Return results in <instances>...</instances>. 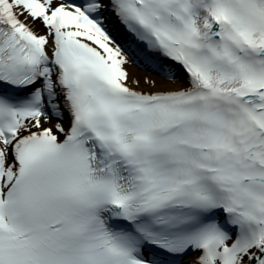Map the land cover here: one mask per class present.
<instances>
[{
    "label": "snow or ice",
    "instance_id": "1",
    "mask_svg": "<svg viewBox=\"0 0 264 264\" xmlns=\"http://www.w3.org/2000/svg\"><path fill=\"white\" fill-rule=\"evenodd\" d=\"M192 255L264 264V0H0V264Z\"/></svg>",
    "mask_w": 264,
    "mask_h": 264
},
{
    "label": "bare ground",
    "instance_id": "2",
    "mask_svg": "<svg viewBox=\"0 0 264 264\" xmlns=\"http://www.w3.org/2000/svg\"><path fill=\"white\" fill-rule=\"evenodd\" d=\"M126 66H128V71H129V82H131L133 84V81L135 80H139L140 84L139 86L145 87L147 85L144 84L145 79L147 80H154L157 81V86L153 87L156 88L157 90L161 87H170V88H174L176 86H181L183 85V79H179L178 82H171V81H164V79L162 77H160L157 74H154L153 72H141V70L139 69H135L131 63L127 64ZM139 73H146V75H139ZM148 87H150V85H148Z\"/></svg>",
    "mask_w": 264,
    "mask_h": 264
}]
</instances>
